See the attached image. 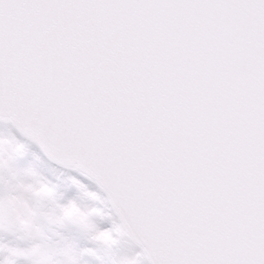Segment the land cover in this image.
Wrapping results in <instances>:
<instances>
[{"label":"snow or ice","instance_id":"1","mask_svg":"<svg viewBox=\"0 0 264 264\" xmlns=\"http://www.w3.org/2000/svg\"><path fill=\"white\" fill-rule=\"evenodd\" d=\"M0 264H264V0H0Z\"/></svg>","mask_w":264,"mask_h":264},{"label":"rangeland","instance_id":"2","mask_svg":"<svg viewBox=\"0 0 264 264\" xmlns=\"http://www.w3.org/2000/svg\"><path fill=\"white\" fill-rule=\"evenodd\" d=\"M138 250V249H137Z\"/></svg>","mask_w":264,"mask_h":264}]
</instances>
